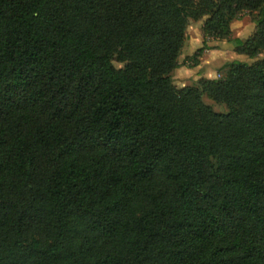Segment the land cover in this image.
Segmentation results:
<instances>
[{"label":"trees","instance_id":"trees-1","mask_svg":"<svg viewBox=\"0 0 264 264\" xmlns=\"http://www.w3.org/2000/svg\"><path fill=\"white\" fill-rule=\"evenodd\" d=\"M191 21L264 54V0H0V264H264V58L178 88Z\"/></svg>","mask_w":264,"mask_h":264},{"label":"rangeland","instance_id":"rangeland-1","mask_svg":"<svg viewBox=\"0 0 264 264\" xmlns=\"http://www.w3.org/2000/svg\"><path fill=\"white\" fill-rule=\"evenodd\" d=\"M257 19L258 12L256 11H244L239 14V16L231 24V39H236V37L240 36L243 40H247V38L252 36L256 31ZM203 41V21H191L187 31V39L180 57V63L185 64L187 67L195 66V62L200 58L199 57L196 59L195 53L203 46ZM207 41L208 44L213 48L206 50L202 57L210 55L209 61L212 63V68L221 72L217 78L224 77V65L239 58L237 53L234 54V52H232V50H236L237 52V47L229 40H214L213 38H208ZM221 47L225 48L226 50L224 53H217V50L221 49ZM241 58L244 59V62L252 64L257 60L264 58V54H261L256 59H251L248 56L242 54ZM115 65L118 68L122 67V65L119 63H115ZM204 100L207 104L211 105L216 112L226 113L228 111V108L225 104H217L207 96H205Z\"/></svg>","mask_w":264,"mask_h":264},{"label":"crops","instance_id":"crops-1","mask_svg":"<svg viewBox=\"0 0 264 264\" xmlns=\"http://www.w3.org/2000/svg\"><path fill=\"white\" fill-rule=\"evenodd\" d=\"M236 39L246 41L240 36L236 37ZM225 50V48L221 47V49L217 50V53H224ZM232 52H234V54L237 53L239 56V58L235 59L236 61L244 62V59L241 58L242 54L236 52V50H232ZM209 58L210 55H206L204 57L201 56L193 67H187L185 64L181 63V66L173 72L175 85L178 88H184L186 86H198L199 81L203 78L216 79L221 72L212 68V63L209 61ZM235 60L231 62H234Z\"/></svg>","mask_w":264,"mask_h":264},{"label":"built area","instance_id":"built-area-1","mask_svg":"<svg viewBox=\"0 0 264 264\" xmlns=\"http://www.w3.org/2000/svg\"><path fill=\"white\" fill-rule=\"evenodd\" d=\"M221 77V76H220Z\"/></svg>","mask_w":264,"mask_h":264}]
</instances>
